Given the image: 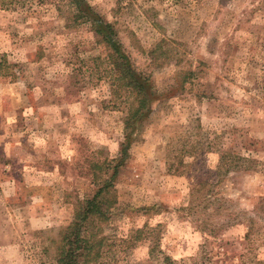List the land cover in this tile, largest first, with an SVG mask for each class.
<instances>
[{
	"label": "rangeland",
	"instance_id": "1",
	"mask_svg": "<svg viewBox=\"0 0 264 264\" xmlns=\"http://www.w3.org/2000/svg\"><path fill=\"white\" fill-rule=\"evenodd\" d=\"M151 76L127 107L68 0H0V264H53L76 206L118 173L98 264L264 260V0H85ZM66 23H68L66 25Z\"/></svg>",
	"mask_w": 264,
	"mask_h": 264
},
{
	"label": "trees",
	"instance_id": "2",
	"mask_svg": "<svg viewBox=\"0 0 264 264\" xmlns=\"http://www.w3.org/2000/svg\"><path fill=\"white\" fill-rule=\"evenodd\" d=\"M70 11L69 21L79 19L90 21L92 30L102 44L106 58L115 73L116 89H122V99L127 107L124 111L122 159L127 156L130 141L140 121L145 119L152 110L156 93L151 85V76L140 68L126 52L123 44L117 37L113 24L101 20L92 13L85 0H68ZM68 23H66L67 25ZM12 65L0 59V76L15 78L11 71ZM110 176L104 180L101 187L87 199L76 206L73 218L60 233L56 258L53 264H98L101 257L100 245L93 230L89 229L96 219L107 220L110 214V199L114 192V180L118 173V164H115ZM164 264H186L176 262L168 254L162 256ZM259 264H264V260Z\"/></svg>",
	"mask_w": 264,
	"mask_h": 264
},
{
	"label": "crops",
	"instance_id": "3",
	"mask_svg": "<svg viewBox=\"0 0 264 264\" xmlns=\"http://www.w3.org/2000/svg\"><path fill=\"white\" fill-rule=\"evenodd\" d=\"M0 145H2L1 140H0Z\"/></svg>",
	"mask_w": 264,
	"mask_h": 264
}]
</instances>
